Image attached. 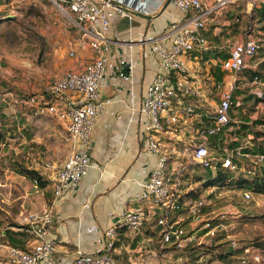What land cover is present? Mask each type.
<instances>
[{"label":"built area","instance_id":"obj_1","mask_svg":"<svg viewBox=\"0 0 264 264\" xmlns=\"http://www.w3.org/2000/svg\"><path fill=\"white\" fill-rule=\"evenodd\" d=\"M62 12L77 32L93 51L94 56L85 62L80 69H68L52 81L43 92L29 94L25 103L36 109V112L54 116L65 128L73 140L71 151L57 167L52 177V192L55 198L61 197L76 186L85 177L91 167L87 151L96 120L103 108L100 101L101 80L104 77L106 56L104 43L114 16L131 17L123 6L124 0H48ZM141 2L142 11H148L149 0ZM165 0H156L161 5ZM237 0H169L173 5L188 13L184 21L168 24L166 32L154 37L152 50L159 55L161 70L147 85L140 112L147 117L143 124L144 138L141 148L147 153L159 155L157 165L150 171L141 184L140 194L136 201L141 206L123 214L120 221L103 232L105 239L102 251L85 254L77 249L74 253V264H117L112 256L117 230L126 228L138 230L156 211L160 215L155 225L161 227L157 247L153 252L136 264H159V259L168 255V249L182 248V239L196 240L197 235L188 234L183 223L173 220L175 213L187 211L193 223L200 224L198 230L208 242L213 241L217 232L224 229L220 223H214L204 210L206 204L201 199L182 200L186 187L184 177L191 166L211 168L216 164L218 169L231 172L252 173V169H243L245 160L253 162L252 166L264 164V154H252L245 151L247 146L239 144L234 148H223L218 158L208 145V136L224 131L231 122V107L236 81L248 68L249 60L257 53L258 45L252 39L234 41L228 46L227 56L222 60V68L234 76L231 88L220 91L219 99L213 110L212 124L202 123L201 117L194 110L192 99L198 90L188 75L184 57L198 46L203 50L209 43L202 31L206 21L215 10H220ZM264 0H245L250 11L259 8ZM169 37L168 46L163 41ZM73 45V44H72ZM74 56L75 50L69 52ZM121 76H123L121 74ZM250 83H260L254 78ZM263 85V82H261ZM194 117V141L182 148L175 144H166L159 138L163 127L176 129L180 121ZM193 122V123H194ZM243 169V170H242ZM186 191H185V190ZM251 191L243 192V199H251ZM183 220V219H181ZM54 221L52 213L44 210L28 217V231L34 244L29 249L6 245L8 264H41L50 263L56 241L50 236V226ZM187 235V236H186ZM244 253H249L244 248ZM202 257H200L201 259ZM255 260L259 257L255 256ZM242 257L241 264H247ZM171 264V263H166ZM185 264V263H184ZM206 264H226L223 261L211 260Z\"/></svg>","mask_w":264,"mask_h":264},{"label":"crops","instance_id":"obj_2","mask_svg":"<svg viewBox=\"0 0 264 264\" xmlns=\"http://www.w3.org/2000/svg\"><path fill=\"white\" fill-rule=\"evenodd\" d=\"M155 1L149 0L148 11L144 12L138 0H124L123 6L131 17L114 16L111 20L104 43L106 63L100 87L103 108L87 149L91 167L76 186L58 198L53 196L51 179L40 209L50 211L54 217L50 236L56 244L51 262L41 264H74L77 249L85 254L102 251L105 242L103 232L115 226L124 213L145 206L136 198L141 184L159 160V155L141 148L143 124L147 121L140 112L142 100L147 85L161 70V60L152 50L151 40L166 32L169 23L184 21L188 16L168 0L158 6ZM244 3V0H237L212 12L202 31L209 48L203 50L197 46L184 57L188 75L198 90L192 99L194 110L204 125L212 124L220 91L234 84V76L222 68L221 62L227 56L231 38L240 41L244 36L246 39L242 34ZM246 11L250 15L257 12L247 8ZM169 40L167 37L163 44L168 46ZM72 44L76 61L68 62V69H80L94 54L80 39ZM123 63L129 67L127 73L122 72ZM239 80L245 82V79ZM241 81H236L235 89L242 88ZM193 118L180 121L176 129L165 125L159 134L160 140L180 148L190 145L195 136ZM1 203L4 200L0 198V209L3 210ZM159 215L160 212L156 211L138 230H117L112 251L117 264H125L132 255L139 258L133 263L136 264L153 252L160 234L159 226L155 225ZM25 218L16 215L13 219L16 223L6 225L0 217V264H8L6 245L29 249L34 244L29 225L23 223ZM154 263L151 260L150 264Z\"/></svg>","mask_w":264,"mask_h":264},{"label":"rangeland","instance_id":"obj_3","mask_svg":"<svg viewBox=\"0 0 264 264\" xmlns=\"http://www.w3.org/2000/svg\"><path fill=\"white\" fill-rule=\"evenodd\" d=\"M243 8L241 13L245 17L242 34L258 45L257 53L249 60L250 67L247 69L264 73V21L257 20L256 12L251 19L244 5ZM2 13L12 19H0V112L4 116L0 125L4 122L6 129L0 141V198L4 200L0 217L6 225L16 223L13 221L16 215L26 217L23 223L27 226L29 216L44 211L40 209V202L49 190L57 167L71 151L73 140L54 116L37 113L35 108L25 103V99L29 94L43 92L53 80L68 70L67 63L76 61L75 54H69L74 48L72 43L82 38L77 36L67 17L48 0H0ZM241 37L240 41H243L244 36ZM235 39L238 38H231L230 44ZM241 78L245 82L237 80L243 85L237 88L241 93H236V104L232 109L231 122L234 126L227 128L222 137L226 143L235 140L230 131L244 117H248V126L257 131L259 136L251 139L250 135L241 139L240 144L253 146V140L264 144V82L263 85L262 81L250 83L244 73ZM212 151L218 158L221 149L216 147ZM245 161L243 169H254L252 161ZM21 165L36 170L46 180V186L42 188L33 179L23 175ZM216 169L214 163L211 168L191 166L184 186L196 190V198L206 204L204 210L211 212L208 216L213 218L214 223L224 226V229L219 230L213 241L208 242L203 237V231L198 230L200 224L193 223L187 211L175 213L173 220L182 222L187 235L195 233L197 239L190 241L184 237L182 248L170 247L169 254L159 259V264H206L217 260L212 257L226 250L236 252L218 261L241 264L240 259L245 257L247 264H264V194L252 193L251 199L246 201L242 194L249 189L231 185L204 186L203 182L213 177ZM252 173L245 175L251 176ZM231 174L232 180L238 177V172ZM188 247L200 254L199 257L189 260L181 256L180 253ZM212 248L215 251L212 252ZM244 248H248L249 253H244ZM255 256L259 259L255 260ZM137 259L132 255L125 264H133Z\"/></svg>","mask_w":264,"mask_h":264},{"label":"trees","instance_id":"obj_4","mask_svg":"<svg viewBox=\"0 0 264 264\" xmlns=\"http://www.w3.org/2000/svg\"><path fill=\"white\" fill-rule=\"evenodd\" d=\"M254 17L255 16L253 14L250 15L251 19ZM256 17L258 18V20L264 21V7L257 10ZM0 19L1 20L12 19V17L7 15L6 13H2V14H0ZM263 29H264V26H263ZM244 75H245L246 79L249 81H252L254 78H257L259 81L264 82V73H261V71H253L252 72L251 70L246 69L244 71ZM236 93H241V92L238 91L237 89H234V91H233V104H232L230 113H231L232 109L235 107L234 104H236V102H235L236 101ZM244 99L248 100V98H244ZM0 120H4V116L2 115L1 112H0ZM239 123L240 124L236 128H234L233 130L230 131V134L233 135L232 138L235 137L234 138L235 140H233L229 143H226L225 138L222 137L224 131L227 128H229L230 126H234L232 122H229V124L225 127L224 131L208 136L209 147L211 149H215L216 147H218V149H221V150L223 148H234L235 146H238L240 144L241 139H246L250 135H252L251 139L258 138V136H259L257 134L258 132L251 129L250 126H248V125H250L248 117H244L243 120H241ZM4 126H5V123L4 122L1 123V125H0V141L3 140L4 133L6 131ZM248 127L250 129H247ZM253 141H254L253 146L251 145V146L247 147L245 151H247V152L249 151L252 154H256V153L264 154V144L263 143H256L255 140H253ZM20 169H21V172L23 175L33 179L40 187L43 188L46 186V180H44L36 170L27 169L23 165L20 166ZM252 171H253V173L251 176L245 175L246 172H238V177H236L235 179L232 180L233 175L231 173H235V172H231L229 170L220 168L216 171V173L214 174L213 177H210L205 182H203V185L204 186L231 185V186H234L237 188L249 189L252 193H255V194H264V164L255 166L254 169H252ZM187 174H188V171L184 177H186ZM197 195H198V193L196 192V190L189 189L188 191L184 192L182 200H186L188 198L189 199H197L196 198ZM17 248H19V247H17ZM211 251L213 252V251H215V249L212 248ZM235 252H236V250H232V251L226 250L225 252L218 253V255L216 257H212V258L224 260L225 258L229 257V255L235 254ZM206 254L210 255V253H208V252ZM227 254H228V256H226ZM180 255L185 256L189 260H193V259H196L197 257H199L200 254H198L197 252H194L192 248L188 247V248H185L180 253Z\"/></svg>","mask_w":264,"mask_h":264},{"label":"water","instance_id":"obj_5","mask_svg":"<svg viewBox=\"0 0 264 264\" xmlns=\"http://www.w3.org/2000/svg\"><path fill=\"white\" fill-rule=\"evenodd\" d=\"M169 1V0H168ZM128 69H129V67H128V65H127V63H123V69H122V72L123 73H127L128 72ZM123 75V74H122Z\"/></svg>","mask_w":264,"mask_h":264}]
</instances>
